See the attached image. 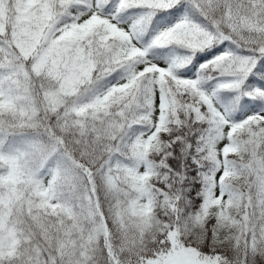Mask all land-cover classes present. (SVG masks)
Returning <instances> with one entry per match:
<instances>
[{
    "label": "snow or ice",
    "instance_id": "obj_1",
    "mask_svg": "<svg viewBox=\"0 0 264 264\" xmlns=\"http://www.w3.org/2000/svg\"><path fill=\"white\" fill-rule=\"evenodd\" d=\"M0 264H264V0H0Z\"/></svg>",
    "mask_w": 264,
    "mask_h": 264
}]
</instances>
